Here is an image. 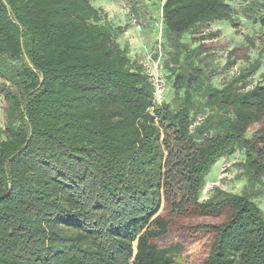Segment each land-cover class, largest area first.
Segmentation results:
<instances>
[{
    "label": "trees",
    "instance_id": "trees-1",
    "mask_svg": "<svg viewBox=\"0 0 264 264\" xmlns=\"http://www.w3.org/2000/svg\"><path fill=\"white\" fill-rule=\"evenodd\" d=\"M93 1L0 0V264H176L194 247L198 264H264V83L249 84L262 63L222 88L184 63L212 55L213 24L263 22L264 0H161L176 49L159 104L118 41L140 3L122 27ZM243 58L237 46L227 67ZM240 151L241 192L204 199L208 172Z\"/></svg>",
    "mask_w": 264,
    "mask_h": 264
},
{
    "label": "rangeland",
    "instance_id": "rangeland-1",
    "mask_svg": "<svg viewBox=\"0 0 264 264\" xmlns=\"http://www.w3.org/2000/svg\"><path fill=\"white\" fill-rule=\"evenodd\" d=\"M142 6L137 8V12H134L139 17L143 25V32L150 30L151 25L157 28L158 26V37L154 40L145 38L144 43L147 44V61L149 65L147 69L149 72L156 71L155 67L159 63L158 71L161 79L165 81L166 94L165 101L170 102L174 98L175 86L171 72L168 69L170 65V57L176 48L173 47V37L166 36L162 29L161 18V7L163 2L161 0H150L155 1L154 6L144 5L146 0H135ZM126 2V1H125ZM93 3L96 6L102 4V6L108 7L112 5V0H94ZM128 5V2H127ZM147 8V10L144 8ZM234 7L239 11L242 5L239 3L234 4ZM144 8V9H142ZM237 11V12H238ZM131 13V9L130 12ZM151 14V17L149 14ZM238 16V15H237ZM243 24L239 25L237 29H234L229 23L213 24L207 32H221L219 41L213 42L216 46L212 50V55L203 59V56L194 58L189 63V58L185 60V64H192L200 69V72L204 73V80L210 81L216 87L222 88L226 83L236 77L240 71L245 68L252 67L255 61L259 60L262 63V67L256 74L251 78L250 85L254 86L257 83H264V21L261 22L260 14L257 15V20L254 22L242 19ZM126 22V21H125ZM157 22V24H155ZM134 26V25H133ZM219 26V27H218ZM149 29V30H148ZM141 30V31H142ZM128 31L134 33L136 27H130ZM140 31V33H141ZM142 33L140 36L142 38ZM199 34L195 36L196 40L192 35L186 36L182 39V42L189 48L187 52H182V60L185 59L189 53L196 49L200 41L197 40ZM133 38V37H132ZM147 39V40H146ZM220 44V45H218ZM225 45V46H221ZM237 46H244L248 48V58H243L238 61V65L235 67H227V54ZM3 97L0 95V128L6 124V117L3 110ZM245 161L244 154L242 151L237 152L233 156H226L224 159L219 160L208 172L206 178L207 186L204 190L203 198L207 199L211 194V190L215 186H220L224 190L232 192H241V188L246 184V178L241 177L240 174L243 171L242 163ZM254 202L260 206L264 216V196L254 199ZM195 247L182 249L179 253H176V264H198L196 260Z\"/></svg>",
    "mask_w": 264,
    "mask_h": 264
},
{
    "label": "crops",
    "instance_id": "crops-1",
    "mask_svg": "<svg viewBox=\"0 0 264 264\" xmlns=\"http://www.w3.org/2000/svg\"><path fill=\"white\" fill-rule=\"evenodd\" d=\"M125 1H127V0H112V2H113L112 5H110L108 7L102 6V4L97 6V7L102 8L104 13L107 15V18L115 26L125 27L126 25L130 24L129 9H128L127 2H125ZM155 3H156L155 1L146 0L144 5L154 6ZM141 6L142 5L140 4V7ZM146 6H144V8ZM144 8H142V9H144ZM145 9L147 10V8H145ZM160 11H162V10H160ZM148 14L151 17V14L150 13H148ZM159 19H160V21H157V22L162 23L163 22L162 17ZM157 22H155V24H157ZM221 23H223V22H220L217 24H221ZM130 27H134L133 24H132V26H129L126 29L125 33L119 38L118 41H119L122 48L127 47L130 50L132 58L136 59L141 65L143 64L147 67L149 65V63L147 61V54H148L147 49H148V47H147V44L144 43V41H145V38H148L150 40H154L158 37V33H157L158 26L156 28L155 26L151 25L150 30L148 29L149 31H147L145 33L143 32V30L140 33V31H138L137 28H136L137 32L132 33L130 31H128V29ZM142 33H144V34L142 35V38H141L140 35Z\"/></svg>",
    "mask_w": 264,
    "mask_h": 264
},
{
    "label": "built area",
    "instance_id": "built-area-1",
    "mask_svg": "<svg viewBox=\"0 0 264 264\" xmlns=\"http://www.w3.org/2000/svg\"><path fill=\"white\" fill-rule=\"evenodd\" d=\"M130 8L131 6L128 5L129 12H130ZM130 18L132 20L134 27H136L138 31H141L143 29V25L142 23H140V20L135 15H130ZM159 63L160 62L158 61V64L155 67L156 71L150 72L151 81H153L155 86L154 97L157 104L163 103L166 99L165 97L166 85L164 83L165 81L161 79L160 73L158 71Z\"/></svg>",
    "mask_w": 264,
    "mask_h": 264
}]
</instances>
